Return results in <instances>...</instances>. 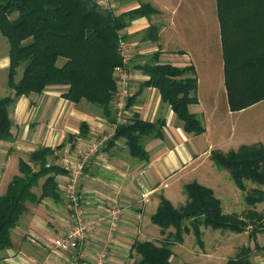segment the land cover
<instances>
[{"label": "crops", "instance_id": "obj_1", "mask_svg": "<svg viewBox=\"0 0 264 264\" xmlns=\"http://www.w3.org/2000/svg\"><path fill=\"white\" fill-rule=\"evenodd\" d=\"M146 2L156 3L154 0ZM211 2L209 10H206L205 0H157L160 6L156 15H160L164 10L170 15L169 22L167 18L165 23H160L157 41L140 40L134 43L141 54L159 51L161 61L170 58L165 60L177 66L193 65L197 78L195 92L197 102L189 104L188 110L201 118L204 125L202 133L195 135L183 129L182 122L177 119L171 107L161 100L159 91L155 87L142 86L147 77L135 68V64H130V77L126 86V101L131 102L129 107H125L127 122L134 114L144 120L159 119L164 122L161 137L143 138L146 158L130 155L124 139L111 140L116 127L113 124L115 101L120 89L115 69L113 76L117 90L112 102L113 121H110L101 109L95 106L94 109L87 101L74 103L65 98L63 93L66 85L49 86L42 93L21 95L15 100L9 113L12 121L11 137L0 142L9 143L10 153L15 155L22 151L27 158L21 157L22 155L17 157L15 165L17 172L11 173L13 175L18 173L19 159L32 165L29 156L41 147L52 150V157L49 158L47 165L57 164L64 172L54 175L59 192L57 199L43 197L38 202L27 203V210L11 230V246L0 249V264H69L72 260L78 264H91L96 252L104 248L107 251L105 264H133L135 255L131 251V246L136 240L159 242L163 236L159 227L156 225L158 229L154 228L150 222L160 196L173 203L174 198H183L182 192L186 194L185 185L193 181L213 191L221 202L223 213L236 214L248 223L244 231L248 242L235 249L231 256L225 257L223 255L227 251L215 242L209 244L213 247L212 250L205 248L208 246L202 239L205 226H201V244L194 238L195 246L189 249L192 252L190 253L183 246L187 235L193 233L183 235V239L174 242L171 247V261L174 264H193L192 261L199 264H218L215 260L223 259L227 264V260L235 257L240 248L245 246L251 249L249 264H264V240H261V243L257 241V232L264 231L263 217L260 219L261 230L251 232L255 226V219L258 220V214L263 212L264 201L254 206L247 204L244 200L245 192L235 185L231 177L225 179L219 174L221 169L218 170L219 167L210 157L213 150L227 153L236 150L240 145H264V139L252 142H244L245 139L235 140L236 135L233 133L238 127L247 129V125L250 130L252 129L253 121L248 122L242 113L264 100L239 111L229 109L223 60L215 62L209 49L214 45L217 54L221 49L216 0ZM139 3L136 1L126 8L118 7L117 3H113L112 6L114 13L118 14L137 7ZM116 6L120 9L118 10ZM153 16L135 19L125 29V33L129 37L148 27L153 22ZM204 52L209 53L208 58L203 56ZM4 58L6 64H0V69L6 68L8 73V52ZM205 58L207 62L203 61ZM199 59L202 61L201 64L196 63ZM221 83L222 87L219 86ZM227 129L229 135H226ZM83 131L85 134H82ZM95 140L103 142L99 149L91 154L83 169L80 182L81 205L88 217L107 216L112 207H117L120 212L117 227L109 241L104 231L100 229L90 234L78 251L55 248L47 241L48 238L63 235L72 223L63 191L69 175L66 166L68 162L78 159ZM43 181L44 178H40L39 184ZM8 182L4 180L0 195L4 193ZM246 183L248 187L255 186L248 181ZM235 187L241 192L242 198L238 199L239 203L234 206L231 203L224 205L222 202L224 198L235 197ZM33 191L38 197L41 195L40 186L35 187ZM142 192L147 194V200L141 198ZM178 204L183 203L179 201ZM252 235L255 237L256 245L249 243ZM179 256H182V261L175 263L173 259Z\"/></svg>", "mask_w": 264, "mask_h": 264}, {"label": "trees", "instance_id": "obj_2", "mask_svg": "<svg viewBox=\"0 0 264 264\" xmlns=\"http://www.w3.org/2000/svg\"><path fill=\"white\" fill-rule=\"evenodd\" d=\"M216 9L228 106L231 111H239L264 100V0H216ZM157 13L147 2L116 14L98 0H0V33L8 43L7 81L13 90L0 97V140L11 137L9 113L15 100L21 95L42 93L53 85H66L65 98L74 103L85 100L113 121L112 102L117 90L113 70L122 65L119 40L128 38L125 29L132 21ZM143 39L157 41V26L150 24ZM159 57L160 52L154 51L145 62L134 65L147 77L142 86L159 91L186 132L202 133L201 118L188 110L189 104L197 102L193 65L177 66ZM60 58L63 62L58 65ZM20 66L22 74L16 81ZM130 105L127 100L125 107ZM163 124L162 120L148 121L134 114L129 122L116 125L111 140L124 139L130 155L146 158L143 138L161 137ZM51 157L52 150L41 147L29 156L33 166L18 160V173L0 195V249L11 246V230L27 210L28 202L59 197L54 175L64 170L57 164L47 165ZM210 157L245 192L247 204L264 201L263 144L240 145L227 153L213 150ZM40 178H44L41 184ZM246 181L255 186L248 187ZM38 186L39 197L33 191ZM185 192L187 199L180 206L160 196L150 219L165 238L160 243L136 240L131 246L133 264H174L170 259L173 243L193 233L201 244V226L237 232L248 227L236 214L223 213L220 200L209 187L193 181L185 185ZM262 217L264 209L251 232L261 230ZM250 253L249 247L242 246L227 264H249Z\"/></svg>", "mask_w": 264, "mask_h": 264}, {"label": "rangeland", "instance_id": "obj_3", "mask_svg": "<svg viewBox=\"0 0 264 264\" xmlns=\"http://www.w3.org/2000/svg\"><path fill=\"white\" fill-rule=\"evenodd\" d=\"M136 1H139L140 3H144L147 0H110V1L108 0L107 2L104 1L105 2L104 5L106 7H110L111 9H113L114 8L112 6L113 3H117L118 7L126 8V7H130ZM154 1H156V3H153V4L150 3V4L156 9L159 8L160 4L157 3V0H154ZM211 1L212 0H205L206 10H209V8L212 4ZM117 6H116V8H117ZM117 9L119 10L120 8H117ZM158 13H159V10H158ZM153 15H151V17L153 16V22L150 24H154L155 26H157L158 32H159L160 23H162V24L165 23V19H167V18H168V22H169L170 15H169V13L165 12L164 10H162V13L160 15H156V14H153ZM146 28H144L143 30H141L135 34L130 35L128 38H125V40H124L125 42H127V44L131 48V52H130L131 56H130L129 64H139L140 62L143 63V62H145L144 60L149 54V53L148 54L145 53V54H147V56H144L145 54H141L139 48H137V46H135V44H134L138 41L140 42V40H144L143 38H144V33H145ZM209 49H211L210 53L214 57L213 60L215 62L217 60L222 62V60H223L222 49H219L220 50L219 54H217L216 49H214V45L211 46V48H209ZM7 52H8V43L5 39V37L2 36L0 33V64H6L4 56H5V54L7 55ZM208 55H209V53H207V52L203 53V56H206V58H208ZM179 57H180V55H179ZM206 58L203 59L204 62H207ZM165 59H170V58H164V61L168 62L169 60H165ZM62 62H63V59L60 58V59H58L57 64H61ZM177 63H179V62H177ZM196 63L201 64L202 61L199 59V61H196ZM21 71H22V66H20L17 69V73L15 76L16 80L20 78ZM6 74H7L6 68L0 69V97H3L5 95L12 93V88H10L7 84ZM222 85H223V83L219 84V86H221V87H222ZM82 101H85V100H82ZM93 108L95 109L94 106H93ZM242 116L246 117L248 122L253 121L252 129L250 130L249 125H247V129H245L244 127H242V128L238 127L233 132L234 135H236L235 140L245 139V140H243L244 142H252V141H257L259 139L263 140L264 139V102L259 103L258 105L254 106V107L248 108L244 113H242ZM225 132H226V135H229L228 129ZM222 133H224V131ZM2 142H4V141H2ZM2 142H0V188H1L2 184L4 183V180H6V183H7L8 180L13 175L12 173H14L15 171L17 172V167L15 168V165L17 163V157H20V155H22L21 157L27 158V156L22 151H18L15 155L13 153H10L8 151V148L10 146L9 143H2ZM9 162H11L10 165H8ZM8 166L11 168H8ZM220 169L221 168H219L218 170H220ZM222 170L223 169L220 170L219 174H221L225 179L226 178L230 179L229 172L225 171V170L222 171ZM11 171H12V173H11ZM2 179H3V182H2ZM182 193L184 194L183 198L179 197L178 199H175V198L173 199L174 205H178V206L182 205V204H178L179 201H181V203H184L183 201L186 199L187 196L184 192H182ZM235 193H236L235 197L223 199L222 202L224 203V205L231 203L234 206L238 202V199L242 198L241 192L238 188H236ZM260 207L261 206H259V208ZM151 224L154 228L158 229V227L155 224H153V223H151ZM171 229L173 231V228H170V230ZM204 229H205V231H204V236L202 237V239L205 241V243H208V246L207 245L205 246V243H204L203 248L205 246V248L212 250L213 247L210 246L209 244H210V242H215V244H218V245H220V247L225 248L224 251H227L223 255L225 257L231 256L232 254H234L235 249H238V247H240L241 245H246L248 242L247 234H245L244 231H238L237 232V231H233L229 228H227V229H212L210 227H204ZM164 238H165V235L162 236V238L159 240V242L156 241V243H160V241H162ZM261 240H264V231L257 232V241H259L261 243ZM249 243L251 245L257 244V242L255 241L254 235H252L250 237ZM194 246H195V242H194L193 235L192 234L187 235V239L184 243L183 248L190 251L189 249H191V247H194ZM229 247H230V249H229ZM190 253H192V252L190 251ZM173 261L175 263H179L180 261H182V256H179V257L173 259ZM215 261L218 264H225L223 259H219V260H215ZM192 263L193 264H199V263H197V261L196 262L192 261Z\"/></svg>", "mask_w": 264, "mask_h": 264}, {"label": "built area", "instance_id": "obj_4", "mask_svg": "<svg viewBox=\"0 0 264 264\" xmlns=\"http://www.w3.org/2000/svg\"><path fill=\"white\" fill-rule=\"evenodd\" d=\"M104 5V1L98 0ZM105 6V5H104ZM131 48L123 39L119 40V53L122 60V65L115 68V75L119 81L120 89L117 92L115 101V121L114 127L117 124H125L128 117L125 111L126 100V86L130 77V69H128ZM103 140H95L91 142L85 152L75 161L68 162L67 170L69 171L68 181L63 189L66 198L67 209L69 210L70 219L72 221L68 230L61 236L55 238H48V242L58 249L79 250L80 246L85 243L90 234L102 229L105 233L106 239L109 241L114 230L117 227V220L119 218V209L112 207L107 216L100 215L95 217H88L81 205V178L83 169L91 154L95 153L102 145ZM141 198L147 200V194L141 193ZM104 228V229H103ZM107 259L106 249H101L96 252L94 261L91 264H105ZM69 264H78L77 261L72 260Z\"/></svg>", "mask_w": 264, "mask_h": 264}]
</instances>
